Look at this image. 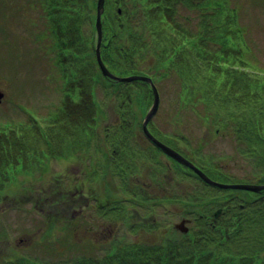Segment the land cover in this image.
I'll list each match as a JSON object with an SVG mask.
<instances>
[{
	"label": "trees",
	"instance_id": "trees-1",
	"mask_svg": "<svg viewBox=\"0 0 264 264\" xmlns=\"http://www.w3.org/2000/svg\"><path fill=\"white\" fill-rule=\"evenodd\" d=\"M56 1L58 4L51 16H57L54 18L60 36H56L60 42L57 47L61 49L60 57L65 56V59L60 58L59 66L70 87L66 90V112L60 110L53 120L60 128L59 133L70 136L67 142L73 144L77 140V143L89 147L92 141L96 155L103 158L94 164V168L108 172V195L111 192L112 196H106L103 202L99 197L103 194L93 190V196L87 202L89 193L83 191L84 185L75 195L73 189L70 192L73 183L70 177L54 178L59 188L56 190L61 194V206L68 208L65 209L67 213L72 210V220L64 219L60 223L67 226L66 232L54 240L55 243L69 240V251L58 255L54 264H264V191L244 195L243 191L224 189L233 193L216 196L199 192L190 193L185 198L184 189L176 190L179 183H173L172 187L173 177L166 172L165 166H159L156 171L158 176L153 179L155 183H149L148 187L139 181H135L136 184L132 183L134 181L124 182L125 178L131 180L145 174L140 167L138 174L130 176L131 171L124 164L130 160L141 166L136 155L144 151L134 149L132 144L141 141H136L135 137H142L137 136V133L142 134V128L133 123L138 121L136 117L133 121L124 120L122 134L118 125L117 129L116 125L102 128V110L95 90L99 81L104 80L106 85L114 87L111 95L120 97L126 94L129 107L134 101L138 102L145 116L151 105L150 99L143 94L135 96V93L145 91L133 88V85L142 84L148 88L149 85L141 81L120 83L103 79L95 57L96 33L93 38L85 39L82 30L84 23L95 22L96 0ZM240 9L238 0H106L101 53L107 68L119 76L141 75L156 82L175 74L177 80L182 79L177 94H186L184 104L191 103V109L196 113V107L203 104L206 118L212 122L213 128L221 132L238 129L231 135L237 137L239 144L246 143L244 148L237 150L238 154L246 149L247 153L261 152L264 159V116L255 114L252 121H241L237 110L238 104L247 105L249 101L242 100L244 98L236 81H248L246 73L250 70L256 72L257 69L256 65L252 68L250 60L244 59L247 46L244 42L245 28L239 24ZM186 10L188 13L184 14ZM187 24L195 25L196 29L187 27ZM66 42H71L69 48L73 51L67 49ZM83 42L86 50L81 51ZM86 56L94 68L85 66ZM191 80L197 81V85L193 86ZM250 80V83L264 88L261 80ZM122 85L126 87L123 92ZM249 91L251 96H257ZM258 96L264 99V94ZM252 107L258 106L254 104ZM120 108L122 112L127 110L124 105ZM52 121L42 130L47 135L49 130L55 129ZM225 121L236 123L226 125ZM256 134L261 145L253 142ZM36 143V153H46L49 149H44L39 141ZM49 151L54 153L52 149ZM32 153L30 151L29 155ZM149 154L151 156V152ZM29 155L19 164L18 155L7 145L6 129H0V196L7 182L16 177L25 164L32 166L35 157L39 161L44 156L47 158L46 154L40 153L38 156H43L27 160ZM15 160L17 165H14ZM174 171L193 176L210 186L191 172ZM205 172L213 180L226 184L230 182L227 181L230 177L226 175L213 173L210 169ZM101 176L105 175L99 172L93 177L98 179ZM72 199L81 204L74 206ZM54 202L55 199L49 203ZM160 205L167 206L166 209L172 212L175 207L184 216L197 213L195 221H199L198 228L180 235L169 227L146 229L151 218L145 221L140 208H147L144 210L149 214ZM214 207L223 208L218 218L214 216ZM89 221L102 223L103 228L97 229L100 236L79 240L75 233L90 232ZM47 224L48 228L56 226L52 220ZM120 226H123V231L118 234ZM102 233L105 237L101 236ZM125 233H132L134 237L128 238ZM88 240L94 245L89 246ZM41 242L40 251L43 253L47 251L46 235ZM75 252L77 254L74 255ZM3 264L47 263L21 255L11 262L5 260Z\"/></svg>",
	"mask_w": 264,
	"mask_h": 264
},
{
	"label": "rangeland",
	"instance_id": "rangeland-1",
	"mask_svg": "<svg viewBox=\"0 0 264 264\" xmlns=\"http://www.w3.org/2000/svg\"><path fill=\"white\" fill-rule=\"evenodd\" d=\"M97 1L98 0H96V9ZM238 1L241 4L239 24L241 26L243 25L245 28L244 42L247 46L246 51H244V59L251 61L252 68L253 65L257 66L256 72L255 70H250L246 73V75H248L247 78H249L248 81L245 82L243 79L236 81L237 88L241 91L242 97L244 98L242 100L249 101L247 105L238 104V115L241 116V121L250 122L255 114L264 116V99L258 96V94H264V88L261 89V86L258 84L255 85L250 83L251 78H257L264 84V0ZM57 4L58 2L56 0H0V92L6 94V96L4 94L5 98L3 97L4 99L0 103V129H6L8 122L12 120L14 115L17 117L14 121H17L19 112H16L13 102L15 98H24L18 100L21 102V108L29 115H25L24 112L20 111L21 113H19V115L21 119L19 120L23 119L22 121L27 127L19 128L15 131V134L23 138L27 135L29 136L28 155L30 151H33V153L28 156L27 160H31L40 153L47 155V158L44 156L41 161L36 160L37 157H35L32 166L25 164L23 170L19 171L16 177L14 176L11 178L3 189L0 196V264H3L5 260H8V262L14 261L21 255H28L33 259L42 260L47 264H54L53 261L58 258V255L69 251L68 242H71L68 239V242H54L55 237L62 236L66 232L67 226L60 224L61 221H64V219L72 220V210L67 213L65 209L68 208L64 209L60 204L61 194L56 190L58 187L54 182V178L58 176L72 178L74 181H72L70 192L72 188H80L83 183H85L89 185L95 184L97 194H103L99 196L103 199V202L106 196H112L111 192L108 195L109 180L106 182L105 176H101L98 179L92 177V166L94 167L96 162H101L103 160V158H99V156L96 155V148L93 147L92 141L91 149L84 144L77 143V140L73 144L72 142H67L70 136L68 134L62 135V132L59 133L60 128L58 124L55 125L53 120L60 110L66 112L64 111L67 95L66 90L70 87V85L68 87V79L64 76V72L59 66L60 62L55 56V51L60 52L61 50L60 47H57L60 42L56 44L53 40L54 36L56 40H58L56 36L60 37L59 27L57 28V23L55 24L54 21V18L57 16H51L55 13ZM186 13H188L187 10L184 11V14ZM50 17H52V19L49 20ZM89 23L86 22L82 26L84 38H93L95 33V37L98 38L96 28L95 32H93L95 22L94 24ZM48 26H50V28ZM186 26L191 29H196L195 25L187 24ZM66 43L67 49L73 51L72 48H69L71 42ZM82 46L81 51L86 50L84 49V42ZM60 58L65 59V56H61ZM85 58V66L87 68H94V65L90 63V58L88 56ZM103 79L105 78L103 77ZM136 81L148 83L143 80H135L133 82ZM179 82H182V79L180 78L177 80L175 74L174 76L170 75L167 78L159 79L154 82V84L156 83L155 86L160 96V104L157 114L151 119L149 124L154 123V125L162 131L159 132V134L164 136L171 135V131L168 125L162 123V121H183L190 123V126L196 131L194 132L195 134L191 136L193 145H196L198 141L201 144L207 143L208 145L206 151L202 154V159H198L200 164L206 163V158H208L214 161L213 163H215V161H220L219 164H214L220 169L221 164L227 163L230 157H232L231 159L234 165L222 168L226 173L232 175L233 178H237L236 182L242 181L239 182V184H251L257 187L264 185V159L261 152L247 153L245 149L238 154L236 152L237 146L239 145L244 148L246 143L241 142V144H237L235 138L232 139L230 136L226 135L229 134V129L224 130V134L227 137H218L216 140V128H212L211 124H208L210 128L206 127V134H204L206 139L200 138L202 129L204 128H201L203 124L198 121H208L205 107L203 104L198 105L196 107V113L191 109V103L184 104L186 94L183 93L179 96L177 94L178 87L180 86ZM190 83H194L193 86L197 85V81L193 82L191 80ZM148 85L149 88L142 86V84H134L133 88L143 89L145 92H137L135 96L142 94L146 95L149 97L152 105L154 93L151 84L148 83ZM113 88V86L106 85L104 80H100L96 87L95 94L102 110L100 126L106 128L113 124L116 125L115 129L118 128L117 125L121 126L120 131L122 134L124 120L133 121V118L136 117V120H138V122L141 120L140 123H142L145 116L138 102L134 101L131 106L132 108L129 107V98L126 94H121L120 97L111 95ZM121 89L123 92L126 90V87L122 85ZM249 90L253 91V94L257 96H251ZM247 94H250L251 97ZM253 98L258 99L254 100ZM254 104L258 107H252ZM121 105L127 107L126 112L121 111ZM74 110L75 108L73 111ZM243 117H246L247 120H242ZM51 121L52 125H55V129L49 130L47 135V133L42 130L50 125ZM262 121L264 127V120ZM184 124L185 123L181 126ZM178 126H180L179 123L173 127L175 130H180ZM52 131H54V134H50ZM143 132L142 134L137 133V136H142L141 141L132 144L134 149L144 151L142 154L136 155V157L140 158L141 165L147 162L152 163L154 162L153 160H156L155 158L159 157L158 154L156 157L155 155L150 156L149 152L153 154L154 148L143 136H146ZM36 141H39V144L44 149L49 148L47 150L48 152L46 151L45 153L40 151V153H36L38 146ZM165 142L168 146H174V142L189 144L186 139L180 137H178V139L172 138L171 141L164 140V143ZM253 142L259 145L262 144L257 134ZM7 145L10 147L8 140ZM144 146L146 147L145 150L143 149ZM185 146L187 149H191L190 146ZM257 146L253 149L254 151L257 150ZM51 149L54 150V153H49ZM61 152H64V156L60 155ZM41 156L43 155L38 157ZM94 156H96L95 159ZM26 157L27 156L19 154L18 163H23L22 161H24L23 159ZM162 158L164 159L165 157L163 156ZM235 159L237 160L235 161ZM80 162H87L89 165L87 173L86 166L83 165L82 167ZM18 163L16 160L14 161V165ZM148 173L143 174V176L139 178V182L145 185V187H148L149 183L151 185L154 184L155 181H153V179L158 176V174L154 172ZM204 173L206 174V172ZM163 175L164 174H162L160 178ZM170 175L173 177L171 182L172 187L174 186L173 183H179L176 190H178V188L184 189L183 195L185 198H188L190 193L199 192L216 196L233 193L229 191L225 192L226 190L223 188L208 184L199 176L198 177L202 181L210 186H206L193 176L182 175L179 172L173 171ZM87 176L90 179H87ZM244 177H248L249 181L254 183H243L244 180H241V178L244 179ZM93 180H96L95 183ZM229 180L230 178L227 179V181ZM214 181L216 180L214 179ZM133 183H135V181ZM169 187H171V185H169ZM140 189L146 191L147 188ZM136 190L139 189L137 188ZM234 190L243 191V194L247 195V193H261L264 191V188L259 191L240 188L233 189V191ZM54 199L56 203H49ZM73 201H75V203H73L74 206H79L81 204H76L78 201L75 199H72V202ZM166 208L167 206L160 205L156 207L154 213L149 214L147 210H144L147 208H140L146 218L145 221L151 218L149 220V226H147L146 229L169 227L173 229L176 234L180 235L183 233L175 228V224L179 223L182 219H187L189 221V218L192 219V221L187 223L190 231L198 228L199 221H195V219L198 218L197 213L184 216L181 215L179 211H176L175 207L173 212ZM213 210L217 212L219 210L222 211L223 208L218 209L214 207ZM51 220L56 226L48 228L47 223ZM76 221L78 222V220ZM89 228L90 232L84 233L83 231H78L75 233L77 234V238H79V240L91 239L89 236L92 234L88 235L89 233L94 234L93 238H98L100 235L97 229H102L103 226L100 221H89ZM118 231V234L122 233L123 226H120ZM44 235H46L47 244L49 245L46 244V253L40 251L42 250L40 244H43L41 240H43ZM124 235L128 238L134 237L132 233H125ZM79 240H76V242L79 243ZM87 244L89 246L94 245L90 240H88ZM75 254L77 253L75 252L74 255Z\"/></svg>",
	"mask_w": 264,
	"mask_h": 264
},
{
	"label": "flooded vegetation",
	"instance_id": "flooded-vegetation-1",
	"mask_svg": "<svg viewBox=\"0 0 264 264\" xmlns=\"http://www.w3.org/2000/svg\"><path fill=\"white\" fill-rule=\"evenodd\" d=\"M48 16V15H47ZM52 19V17L49 18V20ZM50 28V26H48ZM45 32V31H44ZM38 38V37H37ZM53 40L56 42V44H58V40L55 39V36L53 37ZM60 52L59 51H55V56L57 58V55H59ZM59 62H60V57H59ZM14 90V89H13ZM5 94V93H4ZM13 95V94H12ZM6 96V94H5ZM4 96V98H5ZM15 96V95H13ZM3 98V99H4ZM18 99H24V98H18ZM15 98V101L13 102V106L16 110V112H19L21 113L20 111L24 112L25 115H29L28 113H26L21 107L20 105V101ZM18 113V119L17 121H14L15 118H17L15 115L12 117V120H10V122H8L7 124V140H8V144L10 145V148L12 149V152L15 153L16 155H18L19 157V154L23 155V156H27L28 155V149H29V143H28V140H29V136H25L24 138L22 136H18L17 134H15V131L18 130L19 128H24L25 126L27 127V125H24V122L22 120H19L21 119L20 118V115ZM56 118V117H55ZM199 123H202L203 126L201 128H204L202 129V135L200 136L201 139H206V136L204 134H206V127H209L208 124H212V122H209V121H198ZM133 123H136V124H139V126L141 125V128H142V132H143V121L142 123L138 122V121H134ZM162 123H165L168 125V127L170 128V131H171V135H161L159 134V132H162L159 130V128H157L154 123H150L148 128L150 130V132L158 139L160 140L162 143H164V140L166 141H171L172 138L173 139H178V137L182 138V139H186L188 141L189 144H184V143H176L174 142L173 145L174 146H169L170 148L174 149L175 151H177L179 154H181L184 158H186L188 161H191L193 164H195V166H197L198 168H200L201 170H203L205 172L206 169H210L212 172H216L220 175H226L228 177H230V182L229 183H239V182H242V181H237V178H233L232 175H229L228 173L225 172V170L222 168V167H231V165H234L233 161H232V157H230L229 161L227 163H222L221 164V167L220 169L215 166L214 164H219L220 161H215V163H212L211 160H209L208 158H206L207 162L206 163H199L198 159H202V154L204 151H206V147H208L207 143L206 144H201L199 141L196 142V145H193V142L192 141V138L191 136H193L196 132L195 129H193L192 126H190V123H187V122H183V121H162ZM178 123L180 124V130H175L174 129V125H178ZM183 123H185L183 126H181ZM225 124H231V123H236L234 121H225L224 122ZM201 124V125H202ZM210 128V127H209ZM207 128V129H209ZM213 128V127H212ZM210 130V129H209ZM238 131V129H230L229 130V134L228 136H230L232 139H234L235 137L230 135L231 133ZM210 132V131H209ZM215 132L217 133V135L215 136V139L217 140L218 137H227L224 132H221L218 128L215 129ZM144 133V132H143ZM187 134V135H185ZM144 137L150 142L151 146L156 149L153 151V154H151L152 156L158 154L159 155V158L161 160V163L162 164H159L158 163V158H155L156 160H153L154 162L152 163H144V165H141L139 166L138 165V162L136 161H125V165H127V167L129 168V170L131 171L130 173V176H133V175H136L139 173V170H140V167H141V170H143L144 173H151L152 171L154 173H156L157 169L159 168V166H161L162 168L165 166L167 168L166 172L167 173H171L173 172L174 170H183V171H188V172H191L192 174H195L194 170L191 169L189 166L185 165V164H182L180 163L179 161L175 160L174 158L170 157V156H167L165 155L166 153H164L153 141H151L147 136L144 135ZM212 138V136H211ZM237 138V137H236ZM235 138L236 140V143H238V140ZM191 139V140H190ZM135 140L138 141V140H141V137H135ZM204 141V140H203ZM205 142V141H204ZM166 144V142L164 143ZM167 145V144H166ZM185 145H188L191 147V149H187V147ZM168 146V145H167ZM210 147V146H209ZM91 149V144L90 146L88 147ZM146 148V147H145ZM241 148V146H237V149H236V152L237 150L239 151V149ZM158 150V151H157ZM61 156H64V152H61L60 153ZM165 157L164 159L162 157ZM228 158V157H226ZM225 158V159H226ZM237 159H235L236 161ZM146 161V160H145ZM144 161V162H145ZM230 163V165H229ZM81 166L83 167V165L86 166V173L88 171V164L87 162L85 163H81ZM236 167V166H235ZM99 172H102L103 175H105L106 177V182H108V172L104 169L102 170H99V168H94L92 166V171H91V174H92V177L94 176L95 173H99ZM196 175V174H195ZM94 178V177H93ZM87 179H90L88 176H87ZM95 179V178H94ZM236 179V180H235ZM72 181H74L72 178H71ZM235 180V181H233ZM241 180H244L243 183H254V182H250L249 181V178L248 177H244V179L241 178ZM94 183L96 180H93ZM127 181H139V178H135V179H124V182H127ZM133 183V182H132ZM136 184V183H135ZM84 185V188H83V191L86 190V192H88V196H87V202L90 201V198L91 196H93V190L94 191H97V188L95 187V184L94 185H89V184H85L83 183ZM150 186V184H149ZM75 192V195H77L79 193V191L81 190V188H72ZM93 236H92V235ZM88 235H91L89 236L90 238H93L94 237V234L93 233H89ZM102 237H105V234H101Z\"/></svg>",
	"mask_w": 264,
	"mask_h": 264
},
{
	"label": "water",
	"instance_id": "water-1",
	"mask_svg": "<svg viewBox=\"0 0 264 264\" xmlns=\"http://www.w3.org/2000/svg\"><path fill=\"white\" fill-rule=\"evenodd\" d=\"M104 5H105V0H98L97 1L96 19H95V28L97 30L96 32L98 35L97 44H96V48H95L96 61H97V64H98L103 76L110 78L111 80H114L117 82H132L135 80H143V81H146L149 84H151V86L153 88V93H154V100H153L151 109L145 115L144 121H143V129H144V133L146 134V136L151 141H153L160 149H162L165 153L169 154L170 156L175 158V160L182 162L185 165L189 166L191 169H193L196 172V174L199 177H201L208 184L215 185V186L223 188V189H238V188H240V189H248V190H252V191L262 190L264 188V185L257 187V186H253L251 184H226V183L214 181L208 175H206L202 170L197 168L193 163L186 160L183 156H181L178 152H176L172 148H170L167 145L160 142L158 139H156L150 133V131L148 130V123L157 114L158 109H159V104H160V96H159L158 90H157L153 80L150 77L141 76V75H132V76H125V77L117 76V75L111 73L109 71V69L107 68V66L105 65V63L102 59V56H101V46H102V42H103V20H102V16L104 13ZM3 97H4V94L2 92H0V102H1ZM221 213H222V211L219 210V211L215 212L214 216L219 217L221 215ZM188 222L189 221L187 219H182L179 223L175 224V228L178 231L182 232L183 234H187L190 230L188 225H187Z\"/></svg>",
	"mask_w": 264,
	"mask_h": 264
},
{
	"label": "bare ground",
	"instance_id": "bare-ground-1",
	"mask_svg": "<svg viewBox=\"0 0 264 264\" xmlns=\"http://www.w3.org/2000/svg\"><path fill=\"white\" fill-rule=\"evenodd\" d=\"M150 109H151V106H150V108L147 110V113L149 112ZM147 113H146V114H147ZM146 114H145V115H146ZM112 125H113V124H112ZM165 155L170 156V155L167 154V153H166ZM170 157H172V156H170ZM172 158H173V157H172ZM174 159H175V158H174ZM190 221H191V220L189 219V222H190ZM189 222H188V223H189Z\"/></svg>",
	"mask_w": 264,
	"mask_h": 264
}]
</instances>
